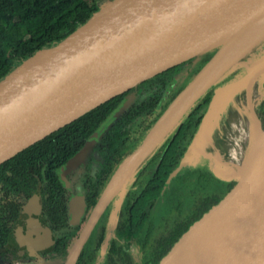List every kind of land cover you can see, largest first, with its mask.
Returning a JSON list of instances; mask_svg holds the SVG:
<instances>
[{
    "label": "water",
    "instance_id": "obj_1",
    "mask_svg": "<svg viewBox=\"0 0 264 264\" xmlns=\"http://www.w3.org/2000/svg\"><path fill=\"white\" fill-rule=\"evenodd\" d=\"M263 19L264 0H109L64 40L36 51L0 81L1 164L112 97L216 49L164 110L137 149L119 165L64 264H76L112 194L126 185L140 164L213 83L262 42L264 24L260 35L234 51L230 61L216 64L227 53V41ZM212 68L202 87L169 121L177 101ZM261 73L264 75V53L239 78L215 89L199 130L169 174L166 186L199 155L213 157L204 147L212 143L211 126L215 118L238 93L249 89ZM132 98V94L128 96L125 107ZM259 126L260 134L237 171L221 163L211 165L217 176L225 181L234 180V184L190 225L158 264H264V130L262 124ZM97 136L88 139L68 162V168L85 158ZM32 205L31 199L15 222L10 243L15 244L20 234L23 239L30 238L36 223ZM82 208L83 198L74 197L72 216L76 221ZM29 225L34 227L29 229Z\"/></svg>",
    "mask_w": 264,
    "mask_h": 264
},
{
    "label": "trees",
    "instance_id": "obj_2",
    "mask_svg": "<svg viewBox=\"0 0 264 264\" xmlns=\"http://www.w3.org/2000/svg\"><path fill=\"white\" fill-rule=\"evenodd\" d=\"M101 5L98 0H0V81L36 51L64 40L86 23ZM260 46L262 48V44H259L253 52H258ZM215 52L216 49L183 61L143 81L137 87L112 97L1 163L0 193L4 192L5 196L0 197V247L7 242L12 223L18 214L20 199L36 189L39 174H45L47 178L43 193L48 220L56 226H68L65 214H62V211L67 210V204L57 169L64 166L84 145L87 137L100 129L112 114L124 108L103 141L106 163L102 174L104 181L111 177L126 157L141 144L168 105ZM189 65L191 70L186 74L185 70ZM235 74L236 72L230 73L220 84L230 80ZM216 87L217 85L209 88L163 140L159 151L149 162L150 165H146L152 168L156 164V167L153 168L150 179L142 182L140 190L143 193L136 195L134 203L130 199V206L127 204L128 209L121 214V230L132 238L141 236L144 216L146 219L148 217L145 207H154L155 199L162 191L163 195L174 193L176 199L167 203L171 210H177L179 214L168 222L153 244V254L157 253V256L151 264H158L190 225L217 203L234 184V180L225 181L217 176L212 167L207 166L208 159L199 155L194 159L196 163L193 161L185 166L166 186L169 174L178 165L199 130ZM131 94L133 98L125 107L124 103ZM258 107L255 112L264 128V99ZM220 137L219 133H215L212 145L209 144L207 150L212 153L218 151L226 158L228 146L222 143ZM97 196L98 194L91 197L93 203ZM54 228L60 230L58 227ZM72 241L74 239L65 245L59 244L57 253L65 255ZM118 251L126 255L123 256L125 261L130 259L123 246Z\"/></svg>",
    "mask_w": 264,
    "mask_h": 264
},
{
    "label": "flooded vegetation",
    "instance_id": "obj_3",
    "mask_svg": "<svg viewBox=\"0 0 264 264\" xmlns=\"http://www.w3.org/2000/svg\"><path fill=\"white\" fill-rule=\"evenodd\" d=\"M187 68L188 69L185 70L186 74L189 73V70H191V66L189 65ZM263 99L264 97H262L258 105L263 101ZM258 105L256 106L257 111L259 109ZM123 111V108H120L115 112L117 115L113 119L111 118L113 117L112 115L100 129L87 137L84 145L90 137L98 134L96 143L82 161H79L71 168H68L67 166L68 162L83 148L84 145H82V147H80V149L68 159L64 166L57 169L60 182L63 183V192L67 204V210L62 211V214H65L68 226H64V224L56 226V224L53 222L51 224L48 220L43 193L47 178L45 174L37 175L38 183L36 189L32 190L30 195L24 196L20 199L18 214L12 223L7 242L5 246L0 247V264H38L41 262H48V264L65 263L71 247L81 235L84 227L91 217V214L93 213V210L99 203L101 197L104 195V192L113 174L115 173L114 172L111 177H108L104 181L102 169L106 160L104 158L103 141L106 140L105 137H107L108 130L118 118L119 114ZM263 111L264 110H262V112ZM229 115L230 113L228 112V117ZM225 129L226 126H223L221 131L218 133L221 135L220 138H222V143L224 142V144L227 145L225 140ZM162 144L163 143L154 148L150 155L135 170L126 185L122 187L119 192L112 194V196L108 199L107 204L101 211L100 216L92 227L90 234L83 245L76 264H151L154 262L157 253L156 255L153 254V244L156 242L157 237L160 236L162 231L167 227L168 222L173 220L175 215L179 214L178 212L175 214L174 210H171L169 215L165 214V216H167L165 217L163 213L160 212L163 191L162 194L155 199L154 207L150 208V205L148 208L145 207L147 209L146 213H148V217L146 219L144 216V227L142 229L143 231L141 232V236L132 238L130 235H126V233L121 230L119 225L121 214L124 210L128 209L127 204L129 205L130 199H133L132 203H134L137 197L136 195L143 193V191L140 190L141 184L143 181H148L150 179L153 168L156 167L155 164L152 168L149 167L151 168V170H149L146 165L147 163L150 165L149 162L152 160L157 151H159ZM207 147L208 146H205L204 149L210 152L207 150ZM216 152L217 151L214 153L217 154ZM229 156L230 154L228 152V156L226 158H229ZM205 158L208 159L207 166L210 167L211 160L208 156ZM219 158L224 161L223 158H225V156L220 153ZM97 194L98 196L93 203V201H91V197ZM1 195L5 196L4 192L0 193V197ZM74 197L83 198V208L80 210L78 221H76L72 216V200ZM31 199L33 204L32 218L34 219V222H36L35 229H33L34 231L29 234L31 236L30 238L28 237L27 240L21 238L20 234V237L17 235L15 244L10 243L9 240L15 222L18 220L21 212L25 209V205ZM54 226L58 227L60 230H56ZM27 227L31 229L34 225H29ZM67 235H69V237H67ZM32 236H34V238L31 242ZM71 239H74V241H72L67 253L60 256L56 251L57 246L59 244L65 245ZM20 244H24V246L21 247ZM32 244H37V247ZM105 245H107L106 253L102 256V249ZM120 246H123L127 250L130 256L129 260L125 261L123 256L125 257L126 255L118 251Z\"/></svg>",
    "mask_w": 264,
    "mask_h": 264
},
{
    "label": "rangeland",
    "instance_id": "obj_4",
    "mask_svg": "<svg viewBox=\"0 0 264 264\" xmlns=\"http://www.w3.org/2000/svg\"><path fill=\"white\" fill-rule=\"evenodd\" d=\"M101 4L106 3V1L98 0ZM262 48L258 52H249L247 53L238 63L237 65L231 67L227 73L221 75L213 84L214 86L217 85L221 87L226 83L233 81L239 78L242 74H244L247 68L251 67L256 63V61L262 56L264 53V38L262 42ZM254 50V49H253ZM254 53L252 56H250ZM249 57V58H248ZM18 66V65H17ZM239 69V70H238ZM237 70V71H236ZM236 72L235 76L230 80L221 83L223 79L229 75L230 73ZM212 84V85H213ZM207 92V91H206ZM264 97V75L261 73L254 78V81L251 83L249 89H244L240 93H238L226 106L224 110H222L221 114L215 118L214 123L211 126V130L213 135L221 131L223 126H226V144L228 146V152L230 154L229 158H223L224 161L220 160L219 155L213 153V157L210 158V163L212 166L217 165L218 163L225 164L226 166L230 167L235 171L238 170L239 166H241L244 160L247 158L249 152L251 151L252 147L255 144L256 138L258 134H260L261 127V120L259 124V119L255 116V109L258 105L259 101ZM228 112L230 113L228 117ZM112 119L117 114H112ZM256 117V118H255ZM226 121V122H225ZM175 129V127H174ZM172 129V131L174 130ZM264 129L262 128V131ZM171 131V132H172ZM170 132V133H171ZM168 133L165 135L164 139L170 134ZM162 139L158 146L163 142ZM216 156V157H214ZM223 162V163H222ZM121 188L117 189L115 192H119ZM170 193L172 195H170ZM169 194H164L161 198L162 206L160 212L169 215L171 212V207L168 205L167 202L172 203L174 198L176 199L174 193L170 192ZM170 195V196H169ZM189 204H187V209ZM175 214L177 210H174ZM167 217V216H165ZM164 217V218H165ZM165 220V219H164Z\"/></svg>",
    "mask_w": 264,
    "mask_h": 264
},
{
    "label": "bare ground",
    "instance_id": "obj_5",
    "mask_svg": "<svg viewBox=\"0 0 264 264\" xmlns=\"http://www.w3.org/2000/svg\"><path fill=\"white\" fill-rule=\"evenodd\" d=\"M263 24H264V19L259 21L257 24H254L252 25L251 27H249L248 29H246L245 31H243L242 33L232 37L231 39H229L227 41V53L225 54V56L219 61L217 62L216 64L218 63H225V62H228L232 59L233 56H230L234 51L240 49L241 50V47H244L246 46V44L250 41H253L257 36H259L261 30L263 29ZM249 42V43H250ZM248 43V44H249ZM247 44V45H248ZM239 50V51H240ZM238 51V52H239ZM237 52V53H238ZM215 64V65H216ZM221 65V64H220ZM214 70V68L208 70V72L202 77V80H200V83H198V85L191 89L189 91L188 94H186L185 96H183L180 100L177 101V103L175 104V107L174 109L172 110V113H170V117H169V121L173 119V117L175 116V114L183 107L185 106V104L187 102H189V97H192V95L197 92L201 87L202 85L205 83L207 77L208 76V73H211L212 74V71ZM205 80V81H204ZM256 118V117H255ZM259 135V134H258ZM212 145V144H211Z\"/></svg>",
    "mask_w": 264,
    "mask_h": 264
}]
</instances>
